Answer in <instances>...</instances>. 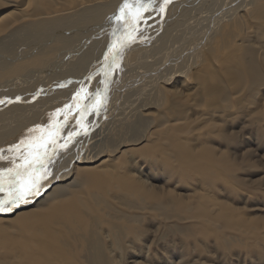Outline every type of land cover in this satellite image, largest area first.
<instances>
[{"label": "rangeland", "instance_id": "374dc122", "mask_svg": "<svg viewBox=\"0 0 264 264\" xmlns=\"http://www.w3.org/2000/svg\"><path fill=\"white\" fill-rule=\"evenodd\" d=\"M16 1L24 5L37 3L38 9L48 11L56 6L53 0L46 4L42 0ZM195 2L188 1V6L183 2L182 14L197 17L200 9ZM5 3L0 0V14L8 10ZM67 3L73 5L75 0ZM249 11L237 12L244 20L240 29L253 26L263 33L264 15L257 18L253 14L252 18ZM185 32L183 28L182 34ZM224 39L230 43V36ZM258 40L264 48V34ZM253 44L256 45L254 41ZM214 45L217 42L212 37L204 44L195 66L204 73V79L211 76L210 66L204 65ZM224 48L219 53L221 58L239 60L240 50L235 51L231 45ZM249 52H256L257 67H261H256V72L261 73L264 49L262 54L254 47ZM242 62L247 63L245 58ZM215 63L211 62V66ZM191 73L193 70H189ZM177 84L174 85L182 87ZM185 87V95L168 99L171 103L163 104L164 111L161 108L168 117L179 116L180 123L152 121L140 143L135 140L136 132H126L122 137L129 140L132 155L125 159L126 154H118L119 148L109 167L113 179H90V191L100 195L78 200L83 215L78 226L55 219L60 233L55 231L46 237L44 228L36 229L37 222L15 220L22 211L1 215L0 264H264V87L244 97H240L244 88L238 92L226 88L224 92L223 87ZM211 97H222L223 105L210 102ZM221 106H226L227 111L214 116ZM103 133L102 141L108 130ZM118 140L115 138L114 143ZM179 147L198 158L189 171ZM93 151L94 143L79 149L85 155ZM70 159L68 156L64 161H55L51 168L62 170ZM90 165L93 164L83 167ZM10 166L9 160L0 161V168ZM207 167L210 170L206 171ZM79 188H69L71 197H76ZM133 201L136 208L127 209L126 204ZM81 210L75 207L71 217L81 214ZM77 237L89 239L90 263L77 261L82 252Z\"/></svg>", "mask_w": 264, "mask_h": 264}, {"label": "bare ground", "instance_id": "6f19581e", "mask_svg": "<svg viewBox=\"0 0 264 264\" xmlns=\"http://www.w3.org/2000/svg\"><path fill=\"white\" fill-rule=\"evenodd\" d=\"M5 1L8 10L0 14V99L21 97V102L0 105V148L5 149L4 155L8 156L7 148L27 138L28 129L37 124L47 127L59 121L63 125L59 134L65 138L68 132L79 130V117L75 109L68 112L67 123L64 122V113L51 117V120L50 114L58 108L63 109L65 104H72V96L82 86L80 82H84L83 87L89 92L102 87L100 76L93 75L91 80L87 77L102 66L101 61L111 39L110 33L115 26V21L110 18L118 12L123 0H75L73 5H68L67 1L70 0H53L52 4L56 6L49 11L38 9L37 3L24 5L16 0ZM185 1L187 5L188 1L194 0ZM185 1L172 0L162 19L157 12L151 13L148 26L141 25L142 33L135 34L137 42L125 50L121 59L122 71L112 73L106 107L99 115L90 113L86 117L84 123L90 126L88 135L75 137L66 150L59 151L53 163L64 161L68 156L71 157L70 161L62 170L52 168L53 177L44 183L40 196L14 209V212L0 213V218L3 217L1 215L22 211L15 220L22 218L23 221L37 222L36 229L44 228L46 237L59 232L55 219L59 223L68 221L72 227H76L83 219L78 200L100 195H93L90 191V179L95 176L113 179L109 167L113 166L111 158L119 148V155L126 154L125 159L131 157L132 149L127 144L129 140L122 138L126 132H136L135 140L140 143L143 132L152 121L181 122L179 116L168 117L161 110L165 102L171 103L170 100L176 99V95L181 97L186 94L185 84L196 87L203 85L209 89L223 87L224 92H227L226 88H232L235 92L244 88L245 93H241L240 97L247 96L255 88L264 87V69H260L262 74L256 72V52H249L252 47L259 53L263 51L260 40H256L262 37L264 31L261 33L259 28L253 26L240 29L244 23L243 15L242 19L236 15L238 10L240 13L250 10L248 13L252 18L253 14L257 18L264 15V0H196L200 9V13L196 12L197 17L182 14L183 8L180 6L183 2L185 5ZM47 2L42 0V4ZM204 3H208V6ZM191 9L188 8L189 12ZM245 17L248 19L246 13ZM221 23L222 27L219 28ZM183 28L186 29L184 34ZM251 33L253 35L249 36ZM228 36L230 43L224 39ZM212 37L216 38L217 45L208 52V61L204 66H210L208 72L211 76L204 79V73L195 66L204 44ZM141 39L143 42H140ZM229 45L235 51L240 50L239 60H225V57L221 58L222 53L219 56L221 50ZM243 58L247 63L242 62ZM211 62H216L218 68L211 66ZM189 70H193V75L189 74ZM253 80H256L254 86ZM67 81L72 83L58 87ZM209 100L222 105L224 102L222 97H211ZM215 111L214 116L225 113L227 107L221 106ZM106 130L108 133L102 141V134ZM115 138L119 139L116 143ZM92 143L95 145L92 154L79 152L80 146L88 147ZM179 153L187 169L195 166L198 158L187 151L184 153L181 147ZM103 156L104 159L100 160ZM89 164L93 165L83 167ZM208 170L210 167L206 168ZM73 186H80L76 197L70 195L69 188ZM75 207L81 210V214L71 217ZM126 207L134 209L136 203L129 202ZM76 240L82 251L77 261L90 263V253L87 251L89 239L77 237Z\"/></svg>", "mask_w": 264, "mask_h": 264}, {"label": "snow or ice", "instance_id": "6c2138e0", "mask_svg": "<svg viewBox=\"0 0 264 264\" xmlns=\"http://www.w3.org/2000/svg\"><path fill=\"white\" fill-rule=\"evenodd\" d=\"M171 2L172 0H123L118 12L110 18L115 21V26L110 33L111 39L101 61L102 66L87 77L91 80L93 75L100 76L102 87L95 92H89L83 87L84 82H80L82 86L72 96V104H65L63 109L58 108L55 113L50 114L51 120V117L64 113V122L67 123L68 112L75 109L79 117V130L68 132L65 138L59 134L63 128L59 121L55 125L50 123L47 127L37 124L28 129L27 138L7 148L10 155H4L5 149L0 148V161L11 162L10 167L0 168V213L12 212L42 194L44 183L53 177L51 165L59 151L66 150L75 137L81 134L87 136L90 126L84 123L86 117L90 113L99 115L106 107L112 73L122 71L123 54L137 42L135 34L142 33L141 25L148 26L153 11L162 19ZM70 83L72 81H67L58 87L63 88ZM35 98L34 95L33 99ZM14 102H21V97L16 96L14 100L7 97L0 99V105Z\"/></svg>", "mask_w": 264, "mask_h": 264}]
</instances>
